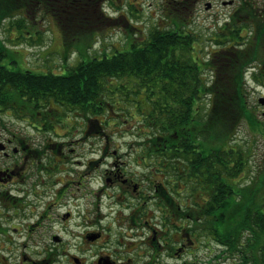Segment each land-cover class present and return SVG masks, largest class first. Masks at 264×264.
Segmentation results:
<instances>
[{
    "label": "flooded vegetation",
    "instance_id": "af4514ba",
    "mask_svg": "<svg viewBox=\"0 0 264 264\" xmlns=\"http://www.w3.org/2000/svg\"><path fill=\"white\" fill-rule=\"evenodd\" d=\"M106 6L126 25L135 7L143 27L132 28L140 32L182 28L188 35L199 23L194 57L202 71L217 76L222 62L239 63L247 114L264 127V93L254 98L264 90V0H99L111 21ZM205 100H196L195 120L206 119ZM32 106L21 119L25 135L0 137V264H255L252 237L223 242L220 175L215 183H178L157 164L159 143L150 134H107L113 118L96 117L93 106L64 111L52 101L38 117Z\"/></svg>",
    "mask_w": 264,
    "mask_h": 264
},
{
    "label": "trees",
    "instance_id": "16d2710c",
    "mask_svg": "<svg viewBox=\"0 0 264 264\" xmlns=\"http://www.w3.org/2000/svg\"><path fill=\"white\" fill-rule=\"evenodd\" d=\"M98 2L0 0V24L16 18L25 8L27 11L37 9L59 24L64 48L69 50L72 39L80 40L89 31L96 33L108 20L102 16ZM197 34L192 29L187 35L182 28H154L148 31L146 41L127 42L129 48L117 51L112 57L104 54L101 58H90L85 50H80V63L62 74L12 71L0 63V124L2 115L10 110L22 119L30 102L34 117H38L37 111H50L52 101L64 107V111L79 107L87 112L93 106L96 117L106 112L110 114L114 112L113 107L123 109L116 98L125 94L127 101L136 102L142 125L151 131L152 142L159 143L157 164L173 170L175 181L191 183L207 177L215 183L220 175L222 212L218 223L223 242L234 245L237 241L240 245L244 237H252L254 262L264 264V205L256 204L257 196L250 200L248 188H237L230 182L231 177L238 176L244 169V152L234 145L225 148V144L233 143L235 132L243 122L248 121L252 128L261 126L247 114L239 63L222 62L217 76L210 70L202 71L194 57L199 53L195 46ZM109 80L125 84L107 86ZM202 95L208 114L206 119L195 120L194 106ZM178 129L185 132H177ZM188 129L194 134L184 139ZM44 130L50 131L52 126L46 124ZM176 136H179V145L172 144L176 143ZM204 149L206 155L203 157ZM235 188L241 198L239 202L233 198ZM214 211L213 205L209 214L213 215ZM214 223L215 218L209 228L215 229Z\"/></svg>",
    "mask_w": 264,
    "mask_h": 264
},
{
    "label": "rangeland",
    "instance_id": "374dc122",
    "mask_svg": "<svg viewBox=\"0 0 264 264\" xmlns=\"http://www.w3.org/2000/svg\"><path fill=\"white\" fill-rule=\"evenodd\" d=\"M113 20H107L99 26L96 33L86 32L80 40L72 39V47L69 50L64 48V35L59 24L50 15H44L39 10L23 9L16 18L6 19L0 24V63L12 71H31L38 75L62 74L67 68L77 66L82 54L80 50H85L89 57L101 58L104 54L112 57L117 51H124L129 48L127 42L141 41V36L147 34L149 29L143 32L132 28L133 25L142 26L136 15L135 7L132 13L128 12V17L132 24L126 25L117 9L114 11L108 9ZM150 17L149 13L140 15ZM151 22V21H150ZM155 24V21L152 22ZM150 23L148 24V26ZM200 24H193L191 29L201 32ZM200 38V33L197 34ZM78 46V48H77ZM199 49L198 44L195 45ZM78 49V50H77ZM85 54V53H84ZM199 54V53H198ZM200 55V54H199ZM125 84L124 81L117 82L109 80L107 86H118ZM112 88V87H109ZM264 93V90H258L254 98ZM252 98V96H251ZM116 100L121 101V111L113 107L114 112H107L101 118L111 119V126L105 130V133L113 135L118 134L120 129L127 133H145L150 134V129L142 125L141 113L136 110L135 101H127L126 95H119ZM253 100L248 102L252 105ZM111 103V102H110ZM144 110L145 107L143 106ZM8 112V111H7ZM261 114V111L259 115ZM24 116V115H23ZM3 122L0 124V137L7 138L9 133L25 135L26 125L20 118L6 113L2 115ZM115 119H118L115 121ZM127 120V121H125ZM115 122L116 125L112 123ZM60 134L65 133V129L56 130ZM74 132V130H72ZM117 145L121 140L118 137L112 138ZM233 143L225 144V148L231 147L243 150L242 162L244 169L236 177H231L230 182L238 188H248L250 200L257 196L256 204L264 205V127L252 128L248 121L243 122L235 132ZM98 142L95 141V149ZM235 188L233 198L239 202L238 189Z\"/></svg>",
    "mask_w": 264,
    "mask_h": 264
}]
</instances>
